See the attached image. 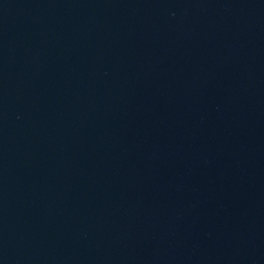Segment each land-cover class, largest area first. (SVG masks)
Here are the masks:
<instances>
[{
  "label": "water",
  "instance_id": "95a60500",
  "mask_svg": "<svg viewBox=\"0 0 264 264\" xmlns=\"http://www.w3.org/2000/svg\"><path fill=\"white\" fill-rule=\"evenodd\" d=\"M0 264H264V0H0Z\"/></svg>",
  "mask_w": 264,
  "mask_h": 264
}]
</instances>
